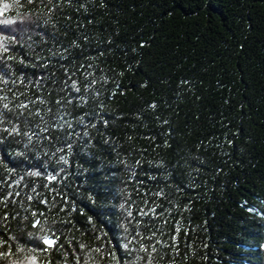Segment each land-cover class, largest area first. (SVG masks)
<instances>
[{"label":"trees","instance_id":"16d2710c","mask_svg":"<svg viewBox=\"0 0 264 264\" xmlns=\"http://www.w3.org/2000/svg\"><path fill=\"white\" fill-rule=\"evenodd\" d=\"M0 13V264H264V0Z\"/></svg>","mask_w":264,"mask_h":264},{"label":"snow or ice","instance_id":"6c2138e0","mask_svg":"<svg viewBox=\"0 0 264 264\" xmlns=\"http://www.w3.org/2000/svg\"><path fill=\"white\" fill-rule=\"evenodd\" d=\"M5 7H7V5H5ZM0 14H2V13H0ZM6 22L7 21H0V23H6ZM0 48H4V44H3L2 41H0ZM5 107H7V106L5 105ZM44 243L47 244V245H49V246H51L55 242L53 240H50V239L45 238Z\"/></svg>","mask_w":264,"mask_h":264}]
</instances>
